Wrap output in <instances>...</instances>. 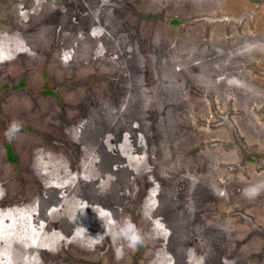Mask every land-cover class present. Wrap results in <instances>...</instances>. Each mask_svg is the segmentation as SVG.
I'll list each match as a JSON object with an SVG mask.
<instances>
[{
  "label": "rangeland",
  "instance_id": "1",
  "mask_svg": "<svg viewBox=\"0 0 264 264\" xmlns=\"http://www.w3.org/2000/svg\"><path fill=\"white\" fill-rule=\"evenodd\" d=\"M0 128V264H264V0H0Z\"/></svg>",
  "mask_w": 264,
  "mask_h": 264
},
{
  "label": "trees",
  "instance_id": "2",
  "mask_svg": "<svg viewBox=\"0 0 264 264\" xmlns=\"http://www.w3.org/2000/svg\"><path fill=\"white\" fill-rule=\"evenodd\" d=\"M173 23H175V22H173ZM22 86H23V82H18V84L14 88L22 87ZM42 93H44L43 95H51L52 94L49 91L42 92ZM1 137H2V130L0 128V142H1L2 146H3V148H4L6 161L8 163H10V164L15 165L16 164V156L13 154V152H12L11 147L9 146V144L6 143V142H4V141H2L1 140Z\"/></svg>",
  "mask_w": 264,
  "mask_h": 264
},
{
  "label": "bare ground",
  "instance_id": "3",
  "mask_svg": "<svg viewBox=\"0 0 264 264\" xmlns=\"http://www.w3.org/2000/svg\"><path fill=\"white\" fill-rule=\"evenodd\" d=\"M67 182V181H66ZM104 225H105V223H104ZM90 226V225H89ZM26 231V230H25ZM99 232V231H98ZM97 234V233H96ZM31 241V240H30ZM88 241V240H87ZM122 241V240H121ZM89 242V241H88ZM120 244V243H119ZM88 250V249H87ZM79 253V252H78ZM25 254H26V256H25V258L23 259V262H24V260L25 259H27L28 261H30V257L28 256V254L25 252ZM120 259V258H119Z\"/></svg>",
  "mask_w": 264,
  "mask_h": 264
},
{
  "label": "clouds",
  "instance_id": "4",
  "mask_svg": "<svg viewBox=\"0 0 264 264\" xmlns=\"http://www.w3.org/2000/svg\"><path fill=\"white\" fill-rule=\"evenodd\" d=\"M17 129V126L16 125H13V130H16Z\"/></svg>",
  "mask_w": 264,
  "mask_h": 264
}]
</instances>
